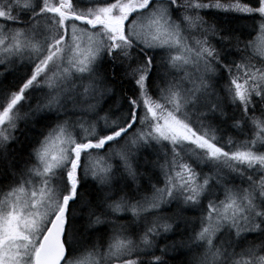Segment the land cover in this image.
<instances>
[{"label": "snow or ice", "instance_id": "snow-or-ice-1", "mask_svg": "<svg viewBox=\"0 0 264 264\" xmlns=\"http://www.w3.org/2000/svg\"><path fill=\"white\" fill-rule=\"evenodd\" d=\"M0 264H264V0H0Z\"/></svg>", "mask_w": 264, "mask_h": 264}, {"label": "trees", "instance_id": "trees-1", "mask_svg": "<svg viewBox=\"0 0 264 264\" xmlns=\"http://www.w3.org/2000/svg\"><path fill=\"white\" fill-rule=\"evenodd\" d=\"M8 79H9V80H11V79H12V77H11V76H9V77H8ZM117 87H119V85H118ZM21 127H23V125H22V124H21ZM157 254H159V253H157Z\"/></svg>", "mask_w": 264, "mask_h": 264}]
</instances>
